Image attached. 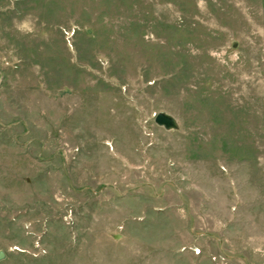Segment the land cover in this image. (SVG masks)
Instances as JSON below:
<instances>
[{
	"label": "rangeland",
	"instance_id": "obj_1",
	"mask_svg": "<svg viewBox=\"0 0 264 264\" xmlns=\"http://www.w3.org/2000/svg\"><path fill=\"white\" fill-rule=\"evenodd\" d=\"M0 255L264 264V0H0Z\"/></svg>",
	"mask_w": 264,
	"mask_h": 264
},
{
	"label": "water",
	"instance_id": "obj_2",
	"mask_svg": "<svg viewBox=\"0 0 264 264\" xmlns=\"http://www.w3.org/2000/svg\"><path fill=\"white\" fill-rule=\"evenodd\" d=\"M154 123L157 126L163 127L166 130L175 129L176 123L175 120L167 114L159 113L154 118ZM2 255H0V260Z\"/></svg>",
	"mask_w": 264,
	"mask_h": 264
}]
</instances>
